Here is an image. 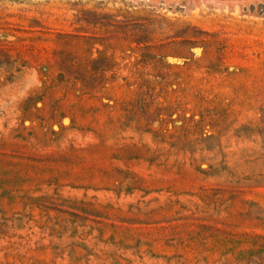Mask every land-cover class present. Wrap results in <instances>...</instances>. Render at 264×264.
<instances>
[{"label":"rangeland","instance_id":"374dc122","mask_svg":"<svg viewBox=\"0 0 264 264\" xmlns=\"http://www.w3.org/2000/svg\"><path fill=\"white\" fill-rule=\"evenodd\" d=\"M131 2L0 0V264H264V0Z\"/></svg>","mask_w":264,"mask_h":264},{"label":"bare ground","instance_id":"6f19581e","mask_svg":"<svg viewBox=\"0 0 264 264\" xmlns=\"http://www.w3.org/2000/svg\"><path fill=\"white\" fill-rule=\"evenodd\" d=\"M130 1H133V2H138V3H140V1H145L146 3H148V4H155L156 5V3L157 2H159L160 0H130ZM207 1V0H206ZM209 1V3H212L213 4V6L214 5H234L235 3H238V2H243V3H246V1L247 0H208ZM207 1V2H208ZM164 2H167V3H170V4H173V3H175V2H177V0H164ZM192 2V1H191ZM202 2H204L203 0H197V2H192L193 4H202ZM252 3V2H251ZM158 4V3H157ZM239 4V3H238ZM241 4V3H240ZM212 6V7H213ZM211 8V7H210ZM240 9V8H239Z\"/></svg>","mask_w":264,"mask_h":264},{"label":"water","instance_id":"95a60500","mask_svg":"<svg viewBox=\"0 0 264 264\" xmlns=\"http://www.w3.org/2000/svg\"><path fill=\"white\" fill-rule=\"evenodd\" d=\"M177 1H178V2H182V1H187V2H188V1L197 2V0H177ZM203 1H204L203 3L210 4L208 0H207L208 2H207L206 0H203ZM130 2H131V1H130ZM131 3H132V2H131ZM150 6H152V5H150Z\"/></svg>","mask_w":264,"mask_h":264}]
</instances>
